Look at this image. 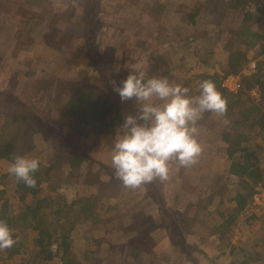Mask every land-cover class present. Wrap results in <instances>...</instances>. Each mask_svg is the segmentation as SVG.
<instances>
[{
	"label": "rangeland",
	"instance_id": "obj_1",
	"mask_svg": "<svg viewBox=\"0 0 264 264\" xmlns=\"http://www.w3.org/2000/svg\"><path fill=\"white\" fill-rule=\"evenodd\" d=\"M194 3L201 12L191 24L186 15L193 13ZM239 3L231 9L232 0H0V142L24 145V156L39 159V170H47L53 162L59 164L47 176L44 171L42 195L50 197L52 207L62 210L48 231L67 238V258L74 264H264V211L246 209L227 230L215 233V225L225 221L219 218L217 205L232 198L237 189V180L227 173L225 148L220 144L221 131L230 129L235 110L202 115L195 125V138L202 148L198 162L179 167L170 161L167 180L133 190L109 174V144L125 117L138 114L135 99L122 102L113 90L127 78L133 64L149 77H167L188 87L191 95L199 94L198 77L204 74L223 76L222 84L234 88L235 82L230 80L239 79L238 74L241 79L257 72L259 66L264 73V0ZM243 32L263 38L256 40L241 35ZM237 51L246 61L232 74L227 61ZM250 66L253 72L248 71ZM86 88L112 98L117 104L114 117L120 121L111 139L99 138L91 147L83 141L77 144L94 171L85 178V164L79 170L66 168L68 158L63 155L73 149L68 143L70 121L59 118L68 96ZM253 91L247 93L255 98ZM19 114H25L28 123L16 121ZM35 118L50 119L56 131L65 133L60 134L63 143L51 144L53 139L47 140L45 130L33 124ZM61 120L66 121L65 126ZM241 131L249 139L243 147H260L252 129ZM10 164L0 161V209L5 205L7 216L13 217L25 204L14 195ZM102 166L111 169L108 174ZM256 187L251 188L252 195ZM81 197L97 200L101 223L95 224L91 214L72 216L68 206ZM158 200L173 225L169 235L160 230L155 210ZM212 200L215 207L209 204ZM248 202L250 206L251 197ZM14 225L17 244L8 251L19 254L7 258L0 250V264H27L34 252V233L26 225ZM136 230L150 240L145 248L135 243V252H130L125 246L127 235L140 239V234H133ZM231 248L234 253L228 256ZM51 251L53 261L41 264H62L54 245Z\"/></svg>",
	"mask_w": 264,
	"mask_h": 264
},
{
	"label": "trees",
	"instance_id": "obj_2",
	"mask_svg": "<svg viewBox=\"0 0 264 264\" xmlns=\"http://www.w3.org/2000/svg\"><path fill=\"white\" fill-rule=\"evenodd\" d=\"M232 1L234 5L230 6V8L236 9L240 5L239 2L241 0ZM84 7V12H86L88 4ZM192 11L193 13H188L186 16L189 17L191 24H194L196 16L201 12L198 3H194ZM245 17L250 19L251 16L246 14ZM244 34L256 40H261L263 38L262 35L256 33L243 32L241 35L244 36ZM250 46L252 47L254 45L251 44ZM244 61H246V57L242 52L237 51L231 53L227 61L229 67L228 72L237 74L236 72H238L240 68V63ZM263 64L264 62L261 65ZM238 75L241 76V73ZM222 77L208 74L198 77V85L204 80H210L215 84L217 91L226 101L227 113H231L234 110L237 112L231 123L230 129L222 130L220 136V144L224 146L227 157V173L232 180H237V183L235 184L237 189H234L235 194L232 198L230 197L227 200L224 199L217 205L218 209L216 212L219 218H222L225 221H221L215 225V233H220L223 229L227 230L229 226L234 224L236 218H239L243 212L246 213V209L249 205V202L247 203V201L252 196L251 188L264 183V112L261 109L264 108V73L259 66L257 72L254 74L242 76L240 79L241 87L235 93L229 92L222 87ZM253 90H256L255 98L249 96L247 93ZM116 106L117 104L112 98L101 94L97 95L91 88H86L77 94L72 93L68 96L63 104V115L59 118L70 121V125L68 124L70 129L68 135L71 139L68 143L70 144L69 147H72L73 149L63 155L65 158H68L66 167L68 170H79L85 164V171L87 172V174L84 175L85 178L88 174L94 172L93 169L90 168V162L85 163V158L82 157L83 155H81L80 150L76 147L79 142L81 144V141L86 144V147H91L95 145L99 138H112L116 128L115 126L116 124H119L120 121L119 117H114ZM15 120L22 122L23 124L28 123V118L25 114H19L15 117ZM61 122L63 126H65V122L63 120H61ZM35 123H38L40 127L45 130V133L48 135V141L53 139L51 144L56 145L57 142L63 143L62 137L64 136H60V134L62 133L64 135L65 133L59 129V131H56V128H54L50 119L41 120L35 118L33 124ZM243 128L253 130L252 135L259 139L260 147L254 146L255 148L252 147L251 149L243 147L249 144L247 134L244 133V131H241ZM60 129L62 130V127ZM111 145L112 143L109 144L110 147ZM24 148V145L18 147L14 142H0V161L3 160L11 163L16 156H24L26 154ZM58 166L59 164L57 162H53L47 170L38 169V171L33 174L34 179L36 180V186L34 188L26 187L22 181H17L15 178L14 195H16V198H18L21 203L25 204V207L21 213L13 217L7 216L8 213L5 205L4 208L1 207L0 209V220L6 222L11 231H13L12 235L14 240H17L18 238L17 233L14 232L16 231L14 223L19 224L20 228L26 225L25 228H28L27 230L29 232L34 233L32 239L35 246L34 252L30 255L27 264H41L53 261V258L55 257L51 251L53 245L56 247L58 258L61 260L62 264H74L67 258L70 251L67 238L59 237V235L48 231L53 218L59 216L62 213V210L52 207V201L49 199L50 197L42 195L41 184L45 181L44 171L47 176L49 171L52 169L55 170ZM102 169L104 174H108L111 170L110 168L103 166ZM109 174L112 179L120 183V181L113 175V170H111ZM5 177L6 175L2 178ZM114 180H112V182H114ZM154 183L155 181L152 182L153 185ZM108 185H110V182ZM2 194L3 192H0V197ZM27 199L29 203L26 202ZM209 204H213V207H215V200L210 201ZM96 205L97 200L94 197H81L72 202L68 206V210H70L71 213L74 212V215L72 216H75L76 213V217L83 213L91 214L89 218H91L95 224H98L101 223L103 219L101 218V211L96 213ZM163 208L162 203L158 200L155 210L158 215L157 218L159 219V223L161 224L160 230H163L166 235H169L170 229L173 225L170 223L169 216L168 214L166 216ZM47 210L50 211L49 216L46 215ZM213 230L212 227L211 231L213 232ZM133 234H135L134 236L140 234L141 237L137 240L135 238H129L131 235H127L126 249L130 252H135L132 249L135 246V243H139L141 248H145L148 242L147 240H150V238L143 235L141 230H136ZM142 243L145 244L142 245ZM16 244L17 243H15L11 249H14ZM173 245L174 244L171 243L170 247ZM18 246H20V244ZM145 250L139 252H144ZM4 251L7 254V258L19 254V251L17 250L8 251V249H4ZM233 253V248H231L228 256L233 255ZM140 255L142 254L140 253ZM246 263V261L241 262V264Z\"/></svg>",
	"mask_w": 264,
	"mask_h": 264
},
{
	"label": "clouds",
	"instance_id": "obj_3",
	"mask_svg": "<svg viewBox=\"0 0 264 264\" xmlns=\"http://www.w3.org/2000/svg\"><path fill=\"white\" fill-rule=\"evenodd\" d=\"M129 69L127 78L113 90L122 102L135 99L138 114L125 117L115 134L111 167L122 186L134 190L155 180H167L170 161L179 167L195 165L202 152L195 138V125L204 113L223 115L226 101L210 80L201 81L199 94L191 95L188 87L173 83L167 77H149L137 64ZM39 166L37 158L16 156L8 173L26 187L34 188L33 174ZM247 209L252 210L249 205ZM15 243L8 224L0 220V250L11 248Z\"/></svg>",
	"mask_w": 264,
	"mask_h": 264
},
{
	"label": "built area",
	"instance_id": "obj_4",
	"mask_svg": "<svg viewBox=\"0 0 264 264\" xmlns=\"http://www.w3.org/2000/svg\"><path fill=\"white\" fill-rule=\"evenodd\" d=\"M253 68H254L253 66L252 67L250 66L248 71H252ZM248 74L250 75V72ZM243 76H246V75H243ZM230 81L235 82V87L234 88L233 87H227L226 86L227 84L226 85L222 84V87L225 88L229 92H232V93L237 92L240 89V87H241V85H240V75H239V79L235 76ZM224 82H225V80H224ZM251 201H252L251 205L249 206L250 209H252V210H259L260 209L261 211H264V188L262 189V185H257V187L254 189V193H253V195L251 197Z\"/></svg>",
	"mask_w": 264,
	"mask_h": 264
}]
</instances>
